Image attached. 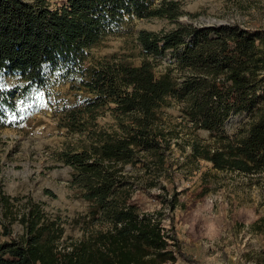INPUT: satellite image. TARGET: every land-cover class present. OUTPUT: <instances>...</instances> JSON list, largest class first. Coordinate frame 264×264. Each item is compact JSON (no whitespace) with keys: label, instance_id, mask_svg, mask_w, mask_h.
<instances>
[{"label":"trees","instance_id":"16d2710c","mask_svg":"<svg viewBox=\"0 0 264 264\" xmlns=\"http://www.w3.org/2000/svg\"><path fill=\"white\" fill-rule=\"evenodd\" d=\"M49 1L0 0V77L17 80L1 88L0 105L26 115L45 103V85L59 63L82 56L126 15L167 17L176 26L139 32L145 55L140 65L113 57L89 67L73 63L80 67L81 87L95 97L72 111L66 126L83 132L98 108L112 104L119 127L91 131L81 151L61 153L73 167L72 185L89 203L70 221L83 234L67 236L68 217L0 188V264H174L179 258L201 264L186 253L175 228L172 214L184 189L169 160L172 146L194 169L204 159L217 170L264 172V31L180 22L177 0H64L53 7ZM168 54L169 65L157 73ZM172 99L185 102V125L209 130L210 142L197 135L184 139L183 124H173L162 111ZM231 121L238 127L224 134ZM138 163L156 175L133 177L126 167ZM153 186L162 192L163 207L150 211L134 195ZM15 221L21 233L12 228Z\"/></svg>","mask_w":264,"mask_h":264},{"label":"rangeland","instance_id":"374dc122","mask_svg":"<svg viewBox=\"0 0 264 264\" xmlns=\"http://www.w3.org/2000/svg\"><path fill=\"white\" fill-rule=\"evenodd\" d=\"M177 1L180 2V22L206 25L210 21V26L237 23L244 28L264 31V0ZM49 2L53 7L64 0ZM175 26L167 17L126 15L122 22L106 28L100 42L85 48L82 56L72 63L64 60L59 63L47 80L46 101L38 112L26 115L0 105V188L21 198V202L28 196L33 197L43 202L50 213L68 217L66 235L80 237L81 227L70 221L85 212L89 203L81 197V190L72 185L73 167L63 161L61 153L67 149L81 151L91 140V131H113L119 127L112 104L98 108L96 119L83 132L70 131L66 126L69 114L85 107L89 99L95 97L81 87L80 67H74L73 63L89 67L113 57L140 65L145 55L138 40L139 32H159ZM169 57L171 54L158 63L157 73L169 65ZM15 83L14 78L0 77V90ZM184 105L185 102L172 99V104L162 109L164 116L173 124H183L184 139L197 135L210 142L209 130L195 128L191 121L185 125ZM237 127V122L231 121L222 132L232 134ZM172 147L169 160L173 163L179 189H184L172 215L186 253L201 264H264V172L247 175L217 170L204 159H200L194 169L184 164L187 161L184 151L177 145ZM126 168L133 177L146 179L156 175L154 171H146L142 163L134 168L129 164ZM161 181L172 189L168 177L162 175ZM160 193L159 186H153L148 191L139 190L134 198L145 209L154 211L163 207L158 198ZM166 223L169 226L168 220ZM12 228L15 233L22 232L18 221L12 223ZM174 264L189 263L179 258Z\"/></svg>","mask_w":264,"mask_h":264},{"label":"built area","instance_id":"2783aa9c","mask_svg":"<svg viewBox=\"0 0 264 264\" xmlns=\"http://www.w3.org/2000/svg\"><path fill=\"white\" fill-rule=\"evenodd\" d=\"M242 264H260V263L246 262V263H242Z\"/></svg>","mask_w":264,"mask_h":264},{"label":"water","instance_id":"95a60500","mask_svg":"<svg viewBox=\"0 0 264 264\" xmlns=\"http://www.w3.org/2000/svg\"><path fill=\"white\" fill-rule=\"evenodd\" d=\"M219 24H223V23H219ZM206 25L207 26H210V25H212V23L210 21H207V24Z\"/></svg>","mask_w":264,"mask_h":264}]
</instances>
